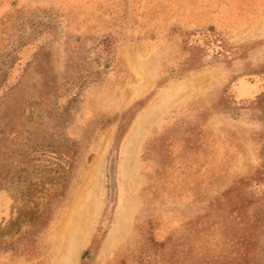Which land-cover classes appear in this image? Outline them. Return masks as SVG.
I'll return each instance as SVG.
<instances>
[{"label": "rangeland", "instance_id": "rangeland-1", "mask_svg": "<svg viewBox=\"0 0 264 264\" xmlns=\"http://www.w3.org/2000/svg\"><path fill=\"white\" fill-rule=\"evenodd\" d=\"M52 19L59 80L104 36L117 57L65 128L67 192L0 264H264V0H0V47ZM33 215L0 193V224Z\"/></svg>", "mask_w": 264, "mask_h": 264}, {"label": "trees", "instance_id": "trees-1", "mask_svg": "<svg viewBox=\"0 0 264 264\" xmlns=\"http://www.w3.org/2000/svg\"><path fill=\"white\" fill-rule=\"evenodd\" d=\"M52 21L37 23L30 37L5 44L9 50L0 47V193H10L18 209H31L35 216L0 224V250L14 249L48 224L51 205L67 192L79 153V143L65 128L85 88L101 81L117 57L115 39L104 36L59 80L46 60L59 35ZM42 63L45 90L26 99L13 115L9 106L2 109L19 82Z\"/></svg>", "mask_w": 264, "mask_h": 264}, {"label": "bare ground", "instance_id": "bare-ground-1", "mask_svg": "<svg viewBox=\"0 0 264 264\" xmlns=\"http://www.w3.org/2000/svg\"><path fill=\"white\" fill-rule=\"evenodd\" d=\"M102 161V160H101ZM71 259H68V260H66V261H64V263L63 264H70L71 263Z\"/></svg>", "mask_w": 264, "mask_h": 264}]
</instances>
